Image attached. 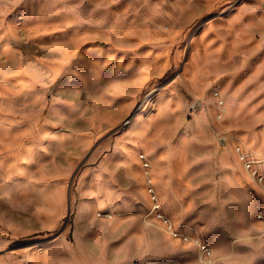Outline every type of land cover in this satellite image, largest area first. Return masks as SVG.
<instances>
[{
  "label": "rangeland",
  "instance_id": "obj_1",
  "mask_svg": "<svg viewBox=\"0 0 264 264\" xmlns=\"http://www.w3.org/2000/svg\"><path fill=\"white\" fill-rule=\"evenodd\" d=\"M0 264H264V0H0Z\"/></svg>",
  "mask_w": 264,
  "mask_h": 264
},
{
  "label": "crops",
  "instance_id": "obj_2",
  "mask_svg": "<svg viewBox=\"0 0 264 264\" xmlns=\"http://www.w3.org/2000/svg\"><path fill=\"white\" fill-rule=\"evenodd\" d=\"M52 137V140L54 141H52V143L54 144H59V145H61L60 147H61V149H65V147L66 146H64L63 148H62V146L64 145V144H66V142H70V143H72V144H74V142L75 141H78L80 138H81V136L80 135H76V134H67V133H65V132H59V133H56L54 136H51ZM111 140L110 139H107V140H102L101 142H100V144H99V146L96 148V154H97V152L98 151H101L106 145H108L109 143V147H110V150H111V145H113V143H114V139H113V141L112 142H110ZM93 154H94V152L93 153H90L88 156H89V160H90V156H93ZM94 157H95V154H94ZM85 161H88V160H85ZM93 167H87L86 165L84 166V169L83 170H81V173L84 171V170H91Z\"/></svg>",
  "mask_w": 264,
  "mask_h": 264
},
{
  "label": "bare ground",
  "instance_id": "obj_3",
  "mask_svg": "<svg viewBox=\"0 0 264 264\" xmlns=\"http://www.w3.org/2000/svg\"><path fill=\"white\" fill-rule=\"evenodd\" d=\"M230 57V56H229ZM16 152V151H15ZM149 154V153H148ZM125 162V161H124ZM149 163V162H148ZM2 165V164H1ZM130 165V164H129ZM3 167V169H4V166H2ZM8 168V167H7ZM153 168V165L152 164H150V170ZM148 172V171H147ZM16 173V172H15ZM9 180H11V179H9ZM16 180V179H15ZM150 184H152V180H151V178L149 179V181H148ZM161 187H163V186H161ZM151 191V190H150ZM106 203V202H105ZM105 206V205H104ZM86 260H87V258H86Z\"/></svg>",
  "mask_w": 264,
  "mask_h": 264
}]
</instances>
